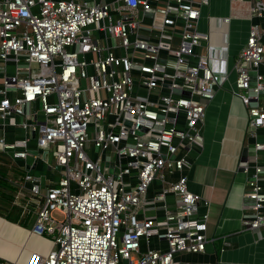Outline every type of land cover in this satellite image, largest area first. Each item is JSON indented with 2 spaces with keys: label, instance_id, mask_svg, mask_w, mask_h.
Segmentation results:
<instances>
[{
  "label": "built area",
  "instance_id": "obj_1",
  "mask_svg": "<svg viewBox=\"0 0 264 264\" xmlns=\"http://www.w3.org/2000/svg\"><path fill=\"white\" fill-rule=\"evenodd\" d=\"M206 3L0 0V120L18 115L17 126L27 133L7 143L0 123L2 151L26 158L32 136L37 147L52 148L62 169L46 191L29 173L30 186H19L17 198L37 208L32 232L55 245L47 255L34 252L27 264H184L179 253L206 250L209 214L199 206L208 201L189 190L185 172L193 164L191 149L204 143L207 104L234 71L233 93L248 107V135L256 152L264 149L258 141L264 129V0L252 3L248 37L232 69L227 35L211 44V33L196 30ZM157 11L161 24L147 26L148 13ZM217 23L228 25L231 17ZM154 28L155 35L148 34ZM203 43L207 52L199 54ZM253 178L245 194L254 200L253 211L241 220L259 232L264 165L256 164ZM155 180L160 206L148 204ZM151 210L155 214H147ZM153 238L166 248L152 247Z\"/></svg>",
  "mask_w": 264,
  "mask_h": 264
},
{
  "label": "crops",
  "instance_id": "obj_2",
  "mask_svg": "<svg viewBox=\"0 0 264 264\" xmlns=\"http://www.w3.org/2000/svg\"><path fill=\"white\" fill-rule=\"evenodd\" d=\"M232 4L233 0H207L196 30L211 33V44H222L226 34L230 56L232 57L233 53L235 60L246 40L238 45L237 39L232 38L238 37L240 33L244 39L248 37L250 18H233ZM226 16L231 17V23L218 25L217 18ZM162 19L161 11L155 12L154 16L148 13L145 24L159 26ZM178 24L177 34L180 33L183 21L179 19ZM153 30L148 34L155 35V28ZM179 41L180 38L177 36L174 44L178 45ZM197 52L206 54L207 44L199 46ZM192 59L193 62H197L196 57ZM226 84L227 82L217 90L214 99L207 104L202 126L204 143L202 147L191 149L193 164L185 172L188 176L189 190L208 201V205L200 204L199 211L209 214L207 223L209 241L204 252L179 253L176 259L184 264H264V228L259 232L246 229L241 220L245 213L253 211L245 194L249 182L253 179L256 164L264 165V149L255 151V140L250 138L247 132L248 107L233 93L232 86ZM262 101L264 103V94ZM21 120L18 115L5 121L0 120V123L5 122L4 136L7 143L26 137V131L17 126ZM258 141H264V129L258 130ZM245 147H249V165L247 170L240 171V161ZM28 150L26 158H14L13 150H0L9 156V160L7 159L9 177L18 186L29 187L30 183L25 181V176L29 173L40 179L41 189L46 191L59 181L62 169L58 168L53 151L38 150L36 139L32 136L28 142ZM160 186L161 183L158 181L152 186L153 193L148 192L150 203L162 202L157 196ZM23 192L25 196L30 197L28 190ZM17 194L13 202L19 207L17 219L9 216L11 207L0 208V259L7 264H27L34 252L47 255L54 248L52 238L32 232L37 208L32 203L26 205V201L17 198ZM167 199L169 203L174 202L173 195ZM156 213L159 218L164 217V213L159 210ZM147 214L155 213L151 210ZM152 247L165 249L166 242L153 238Z\"/></svg>",
  "mask_w": 264,
  "mask_h": 264
},
{
  "label": "rangeland",
  "instance_id": "obj_3",
  "mask_svg": "<svg viewBox=\"0 0 264 264\" xmlns=\"http://www.w3.org/2000/svg\"><path fill=\"white\" fill-rule=\"evenodd\" d=\"M252 3H253V0H233V4H232V17L234 18V17H244L245 19L247 18V19H249V18H251L252 17V10H251V8H252ZM159 20V19H158ZM95 34L99 37L100 36V33L98 32V31H96L95 32ZM238 37H233L232 38V40H235V39H237V41H238V45H240V43L242 44V42H244L246 39H247V37L244 39V36H243V34H238L237 35ZM231 55H232V57H230V67H231V69L234 67V63H235V61H234V57H233V53H231ZM10 66V68H11V66H12V64H10L9 65ZM236 72L234 71L232 74H231V78H230V80L229 81H227V84H226V86H232V88L234 89V88H236V86H235V81H236ZM37 149L38 150H41V151H50V152H52V148L50 147V146H47V147H45V148H43V147H41V148H39V147H37ZM0 150H2V147H1V145H0ZM156 183H158V181L157 180H155L153 183H152V185H151V187H150V190H149V193H153V188H152V186L154 185V184H156ZM75 185H73V192L74 193H76L77 192V190L75 189ZM78 193V192H77ZM170 196V195H169ZM158 203V204H157ZM149 205H156V206H160L161 204H162V202H156V203H148ZM159 212H162V213H164L163 212V210H161V207H159ZM53 216L55 217V218H57L58 220H62L63 218H64V216H63V214L62 213H60V212H58V211H56V212H54L53 213ZM53 240V239H52ZM152 241H153V239H152ZM53 243H54V240H53ZM54 247H55V245H54Z\"/></svg>",
  "mask_w": 264,
  "mask_h": 264
},
{
  "label": "trees",
  "instance_id": "obj_4",
  "mask_svg": "<svg viewBox=\"0 0 264 264\" xmlns=\"http://www.w3.org/2000/svg\"><path fill=\"white\" fill-rule=\"evenodd\" d=\"M8 158L9 156L6 152H0V208L7 209L11 207L9 216L12 219H17L19 207L13 202L15 194L19 191L20 187L9 177ZM12 213H15V215Z\"/></svg>",
  "mask_w": 264,
  "mask_h": 264
},
{
  "label": "water",
  "instance_id": "obj_5",
  "mask_svg": "<svg viewBox=\"0 0 264 264\" xmlns=\"http://www.w3.org/2000/svg\"><path fill=\"white\" fill-rule=\"evenodd\" d=\"M164 61V60H162ZM256 75H257V71L256 70H252L250 72V76H251V85H255L256 84ZM177 93H180L181 91L176 89ZM264 92V91H263ZM187 93V92H185ZM109 165V164H108ZM112 165V164H111ZM249 165V147H245L244 150H243V154H242V157H241V161H240V168L239 170L240 171H245L246 168L248 167ZM58 168H61L60 166ZM110 172L112 173L113 172V168L110 169ZM254 180V178L252 179V181ZM247 201H249L252 204H254V200L253 199H250V198H246Z\"/></svg>",
  "mask_w": 264,
  "mask_h": 264
}]
</instances>
